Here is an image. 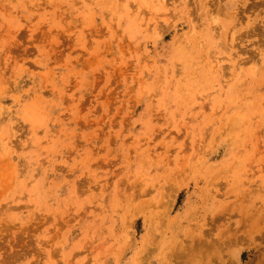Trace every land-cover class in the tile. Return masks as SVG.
<instances>
[{
  "label": "rangeland",
  "instance_id": "obj_1",
  "mask_svg": "<svg viewBox=\"0 0 264 264\" xmlns=\"http://www.w3.org/2000/svg\"><path fill=\"white\" fill-rule=\"evenodd\" d=\"M262 223L264 0H0V264H262Z\"/></svg>",
  "mask_w": 264,
  "mask_h": 264
},
{
  "label": "bare ground",
  "instance_id": "obj_2",
  "mask_svg": "<svg viewBox=\"0 0 264 264\" xmlns=\"http://www.w3.org/2000/svg\"><path fill=\"white\" fill-rule=\"evenodd\" d=\"M219 64H220V63H219ZM216 66L219 67V65H216ZM220 66H221V65H220ZM222 67H223V66H222ZM262 209H263V208H262ZM244 210H245V209H244ZM255 210H256V209H255ZM257 210H258V209H257ZM251 215H252V214H251ZM250 221H252V220H250ZM248 222H249V221H248ZM250 223H251V222H250ZM250 223H249V224H250ZM259 224H260V223H259ZM252 225H253V224H252ZM261 225H264V224L262 223ZM255 227H256V226H255ZM255 227H254V229H255ZM260 227H261V226H260ZM251 229H252V228H251ZM258 229H261V228H258ZM262 229L264 230V226H263ZM262 229H261V230H262ZM263 230H262V231H263ZM262 231H260V232H261V233H260V236H261V238L263 239V238H264V236H263V235H264V231H263V232H262ZM262 233H263V234H262ZM237 236H238V235H237ZM245 236H246V235H245ZM248 236H249V235H248ZM260 236H258V237L260 238ZM255 238H256V237H255ZM259 238H258V239H259ZM236 239H237L236 241H238V240L241 241V238H240V237H239V238H236ZM249 239H250V238H249ZM249 239H248V240H249ZM251 239H252V238H251ZM262 239H260V240H262ZM244 240H245V239H244ZM246 240H247V238H246ZM229 241H230V240H229ZM230 242H231V241H230ZM232 242H233V241H232ZM263 248H264V247H263ZM259 249H260V248H259ZM260 250L262 251L263 249H260ZM260 250H259V251H260ZM263 253H264V251H263ZM263 253H262V254H263ZM258 257H260V256L258 255ZM256 259H257V258H256ZM251 261H252V260H251ZM251 261H250V262H251ZM252 262H253V261H252ZM254 262H255V261H254ZM263 262H264V261H262V264H263ZM247 263H248V264H251V263H249L248 261H247ZM247 263H246V264H247ZM257 263H258V262H257ZM259 263H260V262H259ZM260 264H261V263H260Z\"/></svg>",
  "mask_w": 264,
  "mask_h": 264
}]
</instances>
